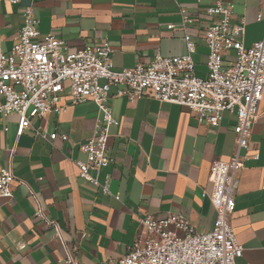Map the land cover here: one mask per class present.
<instances>
[{"label":"crops","instance_id":"1","mask_svg":"<svg viewBox=\"0 0 264 264\" xmlns=\"http://www.w3.org/2000/svg\"><path fill=\"white\" fill-rule=\"evenodd\" d=\"M218 0H20L0 2V49L8 53L22 25L21 10L31 2L39 39L50 34L64 42V53L108 43L115 70L186 53L194 44V75H207L205 9ZM232 4V23L245 20V48L264 40L262 0H219ZM188 21L182 23L180 11ZM260 15V19L258 16ZM169 26H172L169 28ZM229 54L226 60H231ZM112 96L107 154L100 171L110 195L78 176L85 162L79 146L92 138L100 113L92 101L68 104L60 115L31 120L16 137L17 116L0 117V166H11L12 198L0 199V264H65L55 232L34 216L37 203L48 220L60 224L66 246L79 264H102L123 257L147 215L182 214L197 232L211 229L215 211L209 198L211 165L234 152L236 118L225 113L219 126L199 124L187 108L144 95L135 101ZM4 129H7L6 131ZM65 134L66 141L40 135ZM13 150V151H12ZM243 167L236 173L235 211L230 218L242 246L235 264H264V95L252 126ZM204 194H206L204 196Z\"/></svg>","mask_w":264,"mask_h":264},{"label":"built area","instance_id":"2","mask_svg":"<svg viewBox=\"0 0 264 264\" xmlns=\"http://www.w3.org/2000/svg\"><path fill=\"white\" fill-rule=\"evenodd\" d=\"M8 1L12 5L20 3ZM261 8L264 10V0ZM180 13L182 23L187 22L186 12ZM204 13L210 19L204 32L208 49L204 78L194 75V44L189 40L184 55L164 57L156 53L148 64L120 70L113 67L114 51L108 43L64 53V42L53 34L39 39L32 2L21 10L22 25L16 43L8 53L0 49V117L17 116V138L31 128L32 119L64 112L66 107L60 106L63 94L69 105L86 101L96 105L100 125L92 138L80 144L86 161H78L76 166L78 176L105 195L111 194L109 184H100L98 175L111 162L107 140L110 128L118 125L108 105L112 88L116 90L113 96H125L130 101L149 94L159 102L185 107L199 124L211 127L219 126L225 113L235 115L234 152L228 161L218 160L210 167L212 190L207 197L215 211L211 229L197 232L178 213L147 215L140 220L127 253L102 264H235L242 256L243 248L236 241L230 218L235 211L236 173L245 159L242 151L248 149L264 95V40L244 47L245 20L232 23V4L218 0ZM229 54L232 59L227 61ZM40 136L51 141L68 139L56 132ZM14 179L10 165L0 166V199L12 198ZM36 203L34 216L55 232L65 253L64 263L79 264L66 246L60 224L48 220Z\"/></svg>","mask_w":264,"mask_h":264}]
</instances>
